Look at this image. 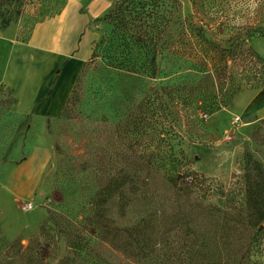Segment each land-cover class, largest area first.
<instances>
[{"label": "rangeland", "instance_id": "1", "mask_svg": "<svg viewBox=\"0 0 264 264\" xmlns=\"http://www.w3.org/2000/svg\"><path fill=\"white\" fill-rule=\"evenodd\" d=\"M21 2L17 7L0 1V17L20 10L3 31L28 43L35 26L60 14L68 0ZM178 2L174 22L192 18L193 0ZM111 28L102 18L91 24L90 42L84 34L83 51L89 44V52L64 116L34 120L15 114L10 89L0 87V257L19 241L23 251L39 246L42 264H129L127 255L99 236L93 201L112 178L129 174L146 196L137 199L126 218L112 208L107 224L122 228L148 214V150H157L172 151L182 162L180 183H190L188 176L201 182L189 200H179L185 207L176 229L166 217L167 235L160 247L168 259L162 264H232L216 221L203 210L211 206L221 215L244 212L246 152L264 166V92L245 89L235 96L233 107L191 125L161 96L166 70L151 80L106 67L101 59L88 64L94 43ZM176 30L172 24L170 33ZM250 45L264 59V37L253 38ZM148 97L157 109L150 126L165 131L167 142L148 132ZM151 176L159 201L169 200L164 209L172 212L177 198L165 182Z\"/></svg>", "mask_w": 264, "mask_h": 264}, {"label": "trees", "instance_id": "2", "mask_svg": "<svg viewBox=\"0 0 264 264\" xmlns=\"http://www.w3.org/2000/svg\"><path fill=\"white\" fill-rule=\"evenodd\" d=\"M0 1L2 5L18 3L17 7L22 3ZM178 3L115 0L113 8L102 17L111 25V31L94 43L88 64L101 59L106 67L151 80L166 70V82L159 89L161 96L174 106L177 116L191 125L233 107L235 96L245 89L264 92V59L250 45L253 38L264 37V0H193V17L174 22ZM19 15L20 10L11 12L8 18L1 15L0 30H6ZM172 24L177 25L174 33H170ZM152 98L148 97V132L154 133L158 141L167 142L170 138L165 131L150 126L157 113ZM71 100L61 116L68 111ZM260 123L264 125V119ZM245 157L244 212L221 215L219 208L211 206L203 212L216 221L219 241L233 257L232 264H264V166L249 152ZM181 168L182 162L174 152L148 150V214L143 212L137 221L122 228L107 224L112 208L120 218H126L137 199L146 196V189L124 174L112 178L96 195L93 218L97 232L127 255L129 264H162L168 259L160 247L167 235L166 217L173 219L171 225L176 229L185 207L179 200H189L201 185L189 176L190 183H180ZM152 174L155 180L165 182L169 193L177 198L170 213L164 209L169 200L159 201L160 196L152 188ZM44 229L43 225L42 235ZM0 264H42V253L39 246H28L23 251L21 242L15 241L0 257Z\"/></svg>", "mask_w": 264, "mask_h": 264}, {"label": "crops", "instance_id": "3", "mask_svg": "<svg viewBox=\"0 0 264 264\" xmlns=\"http://www.w3.org/2000/svg\"><path fill=\"white\" fill-rule=\"evenodd\" d=\"M115 0H68L57 16L38 23L28 43L0 31V87L11 90L12 112L34 120L58 117L88 56L82 38ZM85 34V35H84ZM88 42V43H89Z\"/></svg>", "mask_w": 264, "mask_h": 264}]
</instances>
